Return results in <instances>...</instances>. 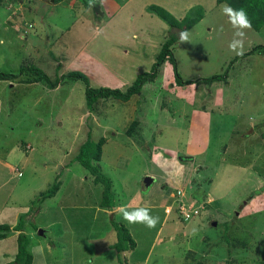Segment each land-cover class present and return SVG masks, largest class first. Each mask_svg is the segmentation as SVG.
<instances>
[{
  "label": "rangeland",
  "instance_id": "rangeland-1",
  "mask_svg": "<svg viewBox=\"0 0 264 264\" xmlns=\"http://www.w3.org/2000/svg\"><path fill=\"white\" fill-rule=\"evenodd\" d=\"M19 1L10 0L13 17L0 3V72L34 66L55 78L76 71L92 88L124 92L174 39L183 81L224 75L178 85L168 56L140 94L98 100L92 112L81 80L52 90L27 83L28 72L0 81V224L22 219L32 264H118L112 220L136 242L127 264H264V52L250 54L264 46V25L244 30L247 55L240 57L228 48L234 29L220 10L225 2L153 0L178 20L203 16L188 30L153 14L122 16L96 34L99 15L84 6L88 0H28L27 8ZM80 12L93 29L66 30ZM88 135L106 139L99 165L111 181L112 210L100 206L103 185L76 162ZM56 182L55 195L39 201ZM178 199L201 205L198 214L187 221L173 209L165 214ZM120 205L148 208L159 222L130 224ZM17 245L15 232L0 240V264L14 260Z\"/></svg>",
  "mask_w": 264,
  "mask_h": 264
},
{
  "label": "trees",
  "instance_id": "trees-1",
  "mask_svg": "<svg viewBox=\"0 0 264 264\" xmlns=\"http://www.w3.org/2000/svg\"><path fill=\"white\" fill-rule=\"evenodd\" d=\"M5 1H8L7 3ZM3 0L0 2L1 4L7 5V8L12 10L10 16L13 17V12L15 10L16 5L11 6L10 0ZM14 2V0H12ZM17 1V0H16ZM32 1V0H30ZM52 4H58L63 0H48ZM218 4L225 2L226 4L230 5L234 9H243L247 13V17L251 22V28L255 31H259L261 27L264 25V0H217ZM22 3V4H21ZM10 4V5H9ZM29 4L28 0H20L17 4L20 7L24 6L27 8ZM89 5V4H88ZM87 5V6H88ZM47 7V6H46ZM45 7V8H46ZM93 7L97 11L98 20L101 17L102 13L100 11V7L98 3L93 2ZM17 10V9H16ZM21 10V9H20ZM146 11L148 14L156 15L160 18L164 23H166L171 28H179L182 26H186V30L190 29L194 24L198 23L201 20L203 13L202 10L197 12L195 16L185 15L181 20L176 19L173 17L168 11L165 9L156 6V5H149L146 7ZM101 20V19H100ZM99 20V21H100ZM174 39H169L163 45L160 54L158 55L157 63L152 67L149 73H144L138 75L136 80L133 82L129 88L122 92L118 89H110V88H92L89 85V80L81 72H69L67 74L61 75L59 77L51 78L48 76L44 71L38 69L34 66H26L21 67L19 69L18 74L13 73H3L0 72V81H7V80H15L19 76H23L28 72L27 83H40L46 86L48 89L52 90L57 88L59 85L64 84L68 80H81L85 84V101H86V108L89 112L93 111L94 106L98 102V100H108V98H113V100H119L122 102H127L130 98L134 95L140 94L141 89L145 83H149L154 81V77L157 74V68L160 66L161 63L167 61L172 66L176 77V83L178 85H184L189 83H197V84H210L216 80H221L224 78V75H212L211 77L207 78H200L196 81H183L181 78L178 70L175 58H173L171 46L174 43ZM255 52H264V46H256L250 54ZM247 54L240 55L246 56ZM59 71L60 68L57 67ZM226 77V76H225ZM133 125L126 130L125 134L127 136H131L132 134V127L136 126L137 123H132ZM106 142L104 137L99 138L98 140L94 141L87 136V139L80 145L78 154L76 156V162H79L82 167L88 170L92 176L95 178L97 183H101L103 185V192H102V199L100 202V206L104 209L112 210L115 207L113 196L111 193V181L101 172V167L99 165V161L101 159L102 148ZM59 183L56 182L53 186H51L45 192H41L37 199L39 201H43L48 198H52L55 193L58 191ZM112 230L115 233L116 240L114 244L111 246V249L115 251L116 260L118 264H127V259L125 254L128 252H132L136 248V242L134 241L133 237L129 233L128 229L120 223L115 222L114 220L111 221ZM11 232L17 233V254L14 260L8 264H32V255L28 250L29 245V238L24 233V223L22 219L14 226L10 227V225L0 224V240H4L8 237Z\"/></svg>",
  "mask_w": 264,
  "mask_h": 264
},
{
  "label": "clouds",
  "instance_id": "clouds-1",
  "mask_svg": "<svg viewBox=\"0 0 264 264\" xmlns=\"http://www.w3.org/2000/svg\"><path fill=\"white\" fill-rule=\"evenodd\" d=\"M220 10L223 15L228 18V23H230L234 29L233 38L228 44V48L231 52L236 55H243L244 53V37L245 29H251V22L247 17V13L243 9H234L228 4H221ZM220 31H223V26L220 27ZM180 40L185 42L188 40V32L181 31L179 33ZM3 43V41H0ZM194 87V85H193ZM119 213L122 215L123 219L130 224H143L147 228H154L159 222L158 216H152L150 210L145 207H136L129 211L128 206L120 205L118 206Z\"/></svg>",
  "mask_w": 264,
  "mask_h": 264
},
{
  "label": "crops",
  "instance_id": "crops-1",
  "mask_svg": "<svg viewBox=\"0 0 264 264\" xmlns=\"http://www.w3.org/2000/svg\"><path fill=\"white\" fill-rule=\"evenodd\" d=\"M134 1L136 0H88L87 3H84V6L87 7V5H92L93 6V2L98 3L99 7H100V11L102 13V16L99 17V20H97V22H95V28L96 31L95 33L97 34L98 32H100L103 28H107L106 27V22H108V26L115 21L116 18H121L122 16H126L127 19H129V21H131L130 19L133 18V20L135 21L137 19V16H143V14L147 13L145 12L146 7L149 6V4L153 1V0H141L138 3H135ZM206 0H203V4ZM210 2H212L213 0H209ZM217 0H214V3L217 4L216 2ZM61 2L58 3V5H60ZM149 3V4H148ZM106 4L107 8H104V5ZM151 5V4H150ZM219 5V4H217ZM212 6V5H211ZM129 9L132 10H136V14L133 11H129ZM167 10V9H166ZM179 11H181V13L183 12V8H181ZM84 13L80 12L79 15V19L75 22H73L71 24V26L68 29H71L72 31L78 29L79 31H81L82 29H88L89 31L91 29H93L92 27H90L89 21L88 19L82 18V15ZM107 14L111 15V18L107 21ZM148 14V13H147ZM182 16V14L180 15ZM182 19V17H181ZM78 22V24H77ZM82 28V29H80ZM124 29V26L122 28H120V30ZM64 36H62L63 38ZM85 39H87V36L84 34Z\"/></svg>",
  "mask_w": 264,
  "mask_h": 264
},
{
  "label": "built area",
  "instance_id": "built-area-1",
  "mask_svg": "<svg viewBox=\"0 0 264 264\" xmlns=\"http://www.w3.org/2000/svg\"><path fill=\"white\" fill-rule=\"evenodd\" d=\"M174 201V208H171V206H167L164 210L165 214H170L172 212V209L176 212L177 216L181 218L184 221H187L190 219L192 215L198 214L199 209L201 205H195L196 203L191 202H183L184 200Z\"/></svg>",
  "mask_w": 264,
  "mask_h": 264
},
{
  "label": "water",
  "instance_id": "water-1",
  "mask_svg": "<svg viewBox=\"0 0 264 264\" xmlns=\"http://www.w3.org/2000/svg\"><path fill=\"white\" fill-rule=\"evenodd\" d=\"M152 182H153V179L152 178H150V177L146 178L145 179V182H144V188L145 189L149 188V186L151 185ZM38 235H40L41 237H43L44 236L43 230H39L38 231Z\"/></svg>",
  "mask_w": 264,
  "mask_h": 264
}]
</instances>
